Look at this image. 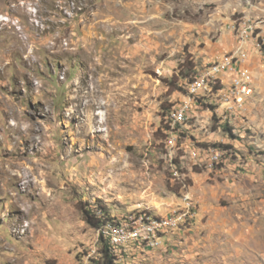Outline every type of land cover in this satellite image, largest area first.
Wrapping results in <instances>:
<instances>
[{
    "label": "rangeland",
    "instance_id": "rangeland-1",
    "mask_svg": "<svg viewBox=\"0 0 264 264\" xmlns=\"http://www.w3.org/2000/svg\"><path fill=\"white\" fill-rule=\"evenodd\" d=\"M263 44L264 0H0V264H92L83 209L166 214L173 166L195 220L117 264H264ZM241 52L242 107L207 93L173 124L189 80ZM209 146L228 150L219 165L190 154Z\"/></svg>",
    "mask_w": 264,
    "mask_h": 264
},
{
    "label": "built area",
    "instance_id": "built-area-1",
    "mask_svg": "<svg viewBox=\"0 0 264 264\" xmlns=\"http://www.w3.org/2000/svg\"><path fill=\"white\" fill-rule=\"evenodd\" d=\"M250 29H252L251 25L243 26L242 35L247 38ZM241 53V55L239 53L221 55L189 80L186 87V99L175 106L170 114L169 119L173 124L184 122L189 116L194 98L207 93L215 94L220 104L226 107L227 112H233L234 108L242 107L253 88L250 84L249 70L243 65L246 60L245 53ZM226 71L234 74L230 85L222 86L215 91L214 85L218 82V75ZM226 116L224 115L223 118ZM227 152V149L222 150L214 146L205 147L202 150H190L193 158H200L203 154L211 166L223 162ZM172 176L181 182L182 191L180 203L166 214L157 215L148 208H143L106 219V214L100 206H92L91 210L94 216L101 220L98 233L109 241L116 255L119 256L120 253L127 251L131 252L138 246L157 247L164 236L188 228L195 220L197 206L189 193L185 178H182L179 169L175 166L172 168Z\"/></svg>",
    "mask_w": 264,
    "mask_h": 264
},
{
    "label": "trees",
    "instance_id": "trees-1",
    "mask_svg": "<svg viewBox=\"0 0 264 264\" xmlns=\"http://www.w3.org/2000/svg\"><path fill=\"white\" fill-rule=\"evenodd\" d=\"M263 49H264V44H263ZM226 129L229 130L227 126H226ZM91 209H89V208H84L83 209L84 217H85L86 221L91 226L99 227L100 223H101V220H99L98 218H96L93 215V212H92ZM105 214H106L105 215L106 219H111L107 212H105ZM100 239L102 241V247H101V250H100V256L95 258V259H92V261H93L92 264H117L118 263V255H116L114 253L112 245L109 243L108 240L102 238V236H100Z\"/></svg>",
    "mask_w": 264,
    "mask_h": 264
},
{
    "label": "crops",
    "instance_id": "crops-1",
    "mask_svg": "<svg viewBox=\"0 0 264 264\" xmlns=\"http://www.w3.org/2000/svg\"><path fill=\"white\" fill-rule=\"evenodd\" d=\"M182 231H184V229L183 230H177V231H175V232H173V233H170L168 236H164L163 237V243H166V244H168V242H170L172 239L173 240H175V237H177V236H180V233L182 232ZM172 240V241H173ZM174 242V241H173ZM146 248H148V249H153V248H150V247H144V246H138V247H135L134 249H133V252H135L134 250H145ZM132 252V251H131Z\"/></svg>",
    "mask_w": 264,
    "mask_h": 264
}]
</instances>
